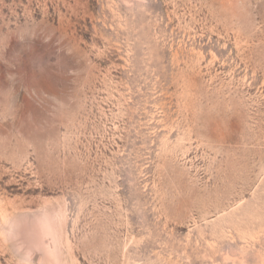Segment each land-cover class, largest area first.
I'll list each match as a JSON object with an SVG mask.
<instances>
[{"label":"rangeland","instance_id":"rangeland-1","mask_svg":"<svg viewBox=\"0 0 264 264\" xmlns=\"http://www.w3.org/2000/svg\"><path fill=\"white\" fill-rule=\"evenodd\" d=\"M0 264H264V0H0Z\"/></svg>","mask_w":264,"mask_h":264}]
</instances>
